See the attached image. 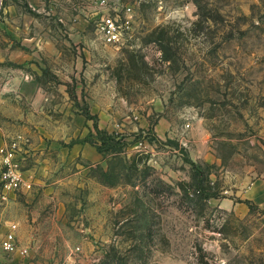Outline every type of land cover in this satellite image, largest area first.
<instances>
[{
	"label": "rangeland",
	"instance_id": "rangeland-1",
	"mask_svg": "<svg viewBox=\"0 0 264 264\" xmlns=\"http://www.w3.org/2000/svg\"><path fill=\"white\" fill-rule=\"evenodd\" d=\"M18 133L34 186L0 193V245L17 223L28 252L0 264H264L236 196L264 172V0H0V144Z\"/></svg>",
	"mask_w": 264,
	"mask_h": 264
},
{
	"label": "built area",
	"instance_id": "built-area-1",
	"mask_svg": "<svg viewBox=\"0 0 264 264\" xmlns=\"http://www.w3.org/2000/svg\"><path fill=\"white\" fill-rule=\"evenodd\" d=\"M106 4L107 0H103ZM132 7H127L124 16L107 13L101 17L99 30L103 40L108 44L122 42L124 33L132 27ZM28 142L23 133L5 138L0 144V189L3 199L11 192H26L33 188V180L26 175L22 167L23 151ZM28 252V248H20L18 224L13 223L1 240L0 253Z\"/></svg>",
	"mask_w": 264,
	"mask_h": 264
},
{
	"label": "crops",
	"instance_id": "crops-1",
	"mask_svg": "<svg viewBox=\"0 0 264 264\" xmlns=\"http://www.w3.org/2000/svg\"><path fill=\"white\" fill-rule=\"evenodd\" d=\"M236 196L242 200H250L257 207L264 210V172L249 177L236 189ZM226 206H234L235 201L225 199Z\"/></svg>",
	"mask_w": 264,
	"mask_h": 264
},
{
	"label": "trees",
	"instance_id": "trees-1",
	"mask_svg": "<svg viewBox=\"0 0 264 264\" xmlns=\"http://www.w3.org/2000/svg\"><path fill=\"white\" fill-rule=\"evenodd\" d=\"M97 125V128H99L98 124ZM243 202L247 203L248 205H254L250 200H242Z\"/></svg>",
	"mask_w": 264,
	"mask_h": 264
}]
</instances>
